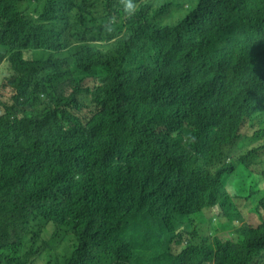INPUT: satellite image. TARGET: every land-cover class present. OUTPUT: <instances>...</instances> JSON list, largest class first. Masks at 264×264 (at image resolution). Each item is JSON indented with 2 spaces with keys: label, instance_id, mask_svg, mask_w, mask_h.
Listing matches in <instances>:
<instances>
[{
  "label": "clouds",
  "instance_id": "obj_1",
  "mask_svg": "<svg viewBox=\"0 0 264 264\" xmlns=\"http://www.w3.org/2000/svg\"><path fill=\"white\" fill-rule=\"evenodd\" d=\"M12 1L27 11L14 19L27 37L21 59L43 76L0 71L7 100L0 114L25 132L8 130L0 150L47 180L46 198L67 196L68 208L92 225L78 253L59 237L44 244L49 253L37 264H264V213L254 187L240 180L237 122L226 125L245 80L236 73L242 54L231 43L236 30L256 25L253 12L240 9L245 0L225 21L184 15L185 0H121L127 19L117 74L85 66L77 54L87 55V46L61 59L76 38L52 7ZM102 24L110 29L111 15ZM127 32L148 57L128 69L137 48ZM43 36L51 45L33 52ZM130 78L142 83L139 92L127 87ZM57 98L63 105L46 111ZM41 134L44 145L30 140ZM195 176L207 184L203 190L190 183ZM231 178L232 185L223 183ZM101 209L94 222L90 212Z\"/></svg>",
  "mask_w": 264,
  "mask_h": 264
},
{
  "label": "rangeland",
  "instance_id": "obj_2",
  "mask_svg": "<svg viewBox=\"0 0 264 264\" xmlns=\"http://www.w3.org/2000/svg\"><path fill=\"white\" fill-rule=\"evenodd\" d=\"M70 2V0H68ZM82 7L79 12L72 11V18L76 21H82L86 25L84 31L76 29V32H82L88 35L90 43L89 49L99 54L105 64H110L114 56L123 60V57L115 52V45L123 42L126 34L122 21L127 18V12L124 10V4L121 0H110L106 3L99 4L96 8L87 4V0H81ZM101 1V0H97ZM212 6V17L221 21L228 20L231 15L229 9H220L214 0H203ZM14 2L0 3V67L5 72H13L15 66H23L20 55V49L25 43V37L18 29L14 18L8 13V9L14 7ZM71 9V5L66 6ZM242 11L251 10L256 19V25L251 28L250 45L254 48L258 43H264V4L257 2L252 5L242 4ZM183 14L191 16V13L183 9ZM24 11L23 14H26ZM111 15L112 24L110 31L106 34L101 33L100 27L102 21ZM62 27H67L66 16L61 8L56 15ZM50 21V19H48ZM7 26L11 36L3 35V28ZM247 27V26H243ZM242 27V28H243ZM81 39H84L82 36ZM128 42L136 45L138 50L141 49V39L132 33L127 32ZM255 60L261 64V70L264 80V54L257 50L253 52ZM147 57L139 52L127 57V69L134 65H141L146 62ZM39 78L43 72L36 70ZM127 87L131 91H140L141 85L139 80L130 78L127 80ZM251 96H242L239 98L236 107L232 108L233 114L239 116L240 111L246 101H250ZM7 103L6 99L0 101V112ZM63 105V100L57 98L44 109L51 111ZM8 130L25 135L23 129L18 127L9 128L4 118L0 116V142L7 141ZM31 141L38 142L41 145L46 143V136L41 134L37 137H30ZM233 142L240 147L248 148L238 157V162L244 168V177L249 184L254 187L258 194L257 203L264 209V195L259 189L264 187V170L257 164V159H264V143H259L257 138L249 132L248 129H238L233 138ZM33 169L30 166L17 167L12 160L0 151V264H35L39 262L40 255L49 253L43 248V241L48 240L57 244L58 238L71 241L73 247L79 246L87 237L88 232L82 225L79 213L73 208H66L64 203L68 197L63 199L46 198L43 196L48 184L47 181L37 175L32 177ZM193 186L200 190L204 189V181L200 177H193L190 180ZM88 188H94L93 184L87 183ZM50 209V210H49ZM20 212V216H16ZM105 211H91V218L98 221ZM47 228L48 231L43 235L40 230Z\"/></svg>",
  "mask_w": 264,
  "mask_h": 264
},
{
  "label": "trees",
  "instance_id": "obj_3",
  "mask_svg": "<svg viewBox=\"0 0 264 264\" xmlns=\"http://www.w3.org/2000/svg\"><path fill=\"white\" fill-rule=\"evenodd\" d=\"M11 1L12 0H0V3L4 4L7 2H11ZM33 1L35 3H37L39 5V7H49V6L52 7L55 15H57V11L59 9L62 8L64 10L65 16L67 18L66 19L67 27H62V25H61V27L65 30L71 31L76 38V42L73 46H71L67 51H65L62 54L61 59H67L70 56L76 54L77 50L81 46L89 45V43H90V40H88L89 36L86 34L84 35V33H82V32H76V29H81V31H84L86 25L84 24V22L76 21L75 19L72 18V11L79 12L81 10L82 4H83L81 0H70V2L68 0H65V3L67 5L72 6L71 9H68L66 6L59 4L58 0H33ZM87 1H88L87 4H89V5H90V3H94V5H91V6L96 8L99 4L106 3L107 1H110V0H101V1L87 0ZM214 1L220 9H222V10L229 9L230 11H233L235 6L242 3L241 0H214ZM258 2H262L264 4V0H261ZM242 4L252 5L254 3L252 2V0H245ZM182 9L188 10L191 13V16H196V17H199L200 19H206L209 15H212V6L203 0H185V5L182 7ZM23 12L24 11L18 10L17 5L8 9V13L14 19H15V17H18V16L23 17L24 16ZM126 19H124V20H126ZM16 25L18 26V29L21 31V33L24 35L25 43H26L27 37H26V34L23 30V27L17 23H16ZM100 31L103 34H106L110 31V29H106V27H104V25L102 24L100 27ZM3 35L4 36H11L12 35L11 30L7 26H4V28H3ZM58 36H59V33L57 31H54L52 37L55 38ZM82 36L84 37V39H81ZM262 41L264 42V37L262 38ZM51 43H52V41L48 40L46 37H44V36L40 37L39 39H37V41H35L32 51L33 52L37 51L39 49V47L48 48L51 45ZM121 44H122L121 42H118L115 45V52L123 57L124 52L121 50ZM23 47H24V45L20 49V53H21ZM231 47L238 50V47L235 45L234 42L231 43ZM139 52L143 53L147 57V55L141 49L140 50L137 49V51L134 54H137ZM241 54L243 57L242 65L237 70L236 73L238 75L244 77L245 80L242 84L240 92L236 96L232 97V99L230 101V108L236 107L239 98H241L244 95L251 96L252 99L250 101H246L244 103L243 108L240 111V115L243 117V121L240 120L238 115L233 114L231 109L229 108V110L231 111V118L226 122V125L232 126V123L235 121V122H237V125L239 127L238 129H242V128L248 129L249 132L257 138V141L259 143H264V84L262 83L263 73H262L261 68L258 67L256 64L257 62L255 60V55L253 53V47L250 44L244 48V50ZM77 56H78L79 60L85 66H88L91 62H95V69L93 70V72L95 74L109 73L111 71L114 72L115 74H117V69H118L117 63L120 61V59L116 56H114L112 58L110 64H105L103 62L102 57L99 54H97L91 50H89V53L85 56H82L80 54H77ZM147 59H148V57H147ZM13 64L15 66L14 71L28 73L30 76L34 77L35 79H39V77L36 74V70H40L43 72V70L36 68V67H32V66L27 65L25 63H23L24 64L23 66H18L17 63H15L13 61ZM0 71H3V69L1 67H0ZM139 83H140V85H142V83L140 81H139ZM3 99H5V98L0 95V101ZM0 116L5 119L3 114H0ZM229 140H230V138L228 136H224L220 140V142L227 143ZM237 146L239 147V154H238V157H239L248 148V146H244V147H240L239 145H237ZM3 154H5V153H3ZM5 155L8 156L7 154H5ZM257 164L259 166H261L262 169L264 170V159L263 158L257 159ZM240 180L244 183V185L251 186L249 184V181L244 177V175L240 178ZM234 182H235V179L231 178L228 181L223 182V183L232 185ZM206 186H207V184L204 182V187H206ZM93 187L98 188V189H102V191L105 190V188L103 186H101L97 183L93 184ZM259 191H260V193H262L264 195V187H261L259 189ZM254 193H255L256 200H257L258 194L255 190H254ZM43 196H44V193H43ZM64 205L66 208H68V200L65 201ZM262 210L264 213V209H262ZM20 215H21L20 212H16L17 217H19ZM79 215H80V218L82 221V225L86 229V231L88 232V235L79 246L73 247L72 245H70V253H73V254L78 253L82 244H84L86 241H88L92 235L91 223L89 221L85 220L83 215H81L80 213H79ZM93 221L97 222L95 220H93ZM261 226H262V229L264 230V222H262ZM47 231H48L47 228H42L40 230V232L43 235H45L47 233ZM46 242H49V241L48 240L43 241V248L45 251H47L44 247V244ZM35 264H37V263H35Z\"/></svg>",
  "mask_w": 264,
  "mask_h": 264
},
{
  "label": "water",
  "instance_id": "obj_4",
  "mask_svg": "<svg viewBox=\"0 0 264 264\" xmlns=\"http://www.w3.org/2000/svg\"><path fill=\"white\" fill-rule=\"evenodd\" d=\"M0 17H5V14H0ZM251 26L243 27L241 29L236 30L235 32V45L238 47L240 53L243 52L244 48L249 45L251 40ZM257 50L261 51L264 54V43H258L256 47L253 48V52ZM255 64V63H254ZM258 67H262L261 64L256 63ZM262 83L264 84V80L262 78ZM232 109V107L230 108Z\"/></svg>",
  "mask_w": 264,
  "mask_h": 264
}]
</instances>
